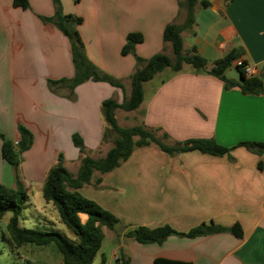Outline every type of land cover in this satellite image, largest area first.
Returning <instances> with one entry per match:
<instances>
[{"label":"crops","instance_id":"1","mask_svg":"<svg viewBox=\"0 0 264 264\" xmlns=\"http://www.w3.org/2000/svg\"><path fill=\"white\" fill-rule=\"evenodd\" d=\"M28 1L29 7L22 9L14 7L12 0H0V145L2 137L17 142L18 124L31 132L32 144L22 152L17 169L27 194L32 185L42 189L47 170L59 154L68 171L76 174L83 154L72 143L73 133L81 137L86 154L105 155L114 135L102 138L101 101L120 102L127 97L136 66L133 58L117 63L121 73L112 74L125 78L122 89L107 90L90 79L72 90L66 84L51 83L74 74L70 45L54 24L40 20L54 13L52 0ZM60 1L62 12L81 17L77 29L88 45L85 55L99 65L104 43L119 50L128 32L143 36L135 45L138 56L146 55L140 49L149 37L153 50L161 43L169 50V42L162 39L163 27L182 24L185 18L183 0H116L115 16L104 11L108 18H103L101 26L96 0ZM109 7L105 5L106 10ZM193 13L191 29L181 31L183 51L194 46L211 64L230 50L241 49L240 58L256 75L261 74L263 90L253 94L242 93L236 86L226 89L217 77L184 63L179 71L165 68L168 72L163 69L145 81L136 109H115L120 126L143 124L157 129V136L164 131L169 135L167 143L212 138L232 149L221 156L197 150L170 155L150 143L135 147L108 172L94 170L78 191L118 217L120 226L103 227V238L111 244L109 254L99 250L91 264H100L101 256L105 264L111 260L119 264L115 262L119 255L128 264H154L155 258L190 264H264V153L237 145L264 142V0H209L207 7L197 2ZM87 19L90 24L85 25ZM184 35L189 36L187 43ZM155 76L157 80L150 83ZM13 178V168L0 153V184L14 187ZM201 222L223 227L238 223L242 236L229 231L192 238L172 234L158 244L138 243L125 235L139 225L167 224L185 232Z\"/></svg>","mask_w":264,"mask_h":264},{"label":"trees","instance_id":"2","mask_svg":"<svg viewBox=\"0 0 264 264\" xmlns=\"http://www.w3.org/2000/svg\"><path fill=\"white\" fill-rule=\"evenodd\" d=\"M78 1V0H75ZM202 7L209 5V0H183L180 4L185 9V18L182 24L167 23L162 30L163 41L169 42L173 57L158 52L147 59H142L134 54L135 45L142 42L143 36L140 32H128L125 42L121 47V54L133 53L136 66L130 74V93L124 96L120 102L112 98L101 101L100 110L105 127L102 138L113 134L112 146L104 156L92 158L84 151L81 137L78 133H73L71 140L73 145L82 153L79 168L76 174H72L63 165V156L58 155L57 161L46 173L43 181L41 194L46 202H50L58 213L59 220L69 228L75 235L71 240L59 231L37 230L25 228L19 225L18 215L28 200V194L19 179L18 166L21 161V154L32 144L31 132L22 124L17 125L19 138L17 142L1 138V157L14 170V187L0 184V218L10 212L6 223L7 234L12 243L19 247L31 243L38 246L54 243L61 253V264H91L95 255L100 250L103 240V227L112 229L120 222L119 218L110 211L99 206L95 201L82 195L78 189L90 181L94 170L100 173L108 172L126 160L135 147L156 144L162 151L172 155L185 151L197 150L211 155H229L232 147L223 146L212 138H189L182 141L165 142L169 138L166 132L157 136L155 130L143 124L133 126H120L115 118V109L120 108L125 111L136 109L143 99V83L151 79L156 73L165 68L171 71H179L184 63L191 65L196 71H202L220 79L226 89L238 87L242 93L258 94L263 90L261 74L247 75L243 65H236L234 61L242 55V50L235 48L224 56L215 59L208 64L207 59L197 53L193 46L190 51H183V40L181 31L191 29L194 22L193 8L196 3ZM54 13L51 16L40 18L43 22H52L68 39L71 51V61L74 74L71 78H60L51 80V83L66 84L70 90L76 85L86 80H105L114 87L123 88L122 83L106 74H99L98 70L87 59L84 52V44L80 37L77 25L81 22V17L72 14H64L61 10L59 0H52ZM14 7L26 9L29 7L28 0H12ZM243 63H246L243 60ZM234 66L239 73V79L228 78L225 71L228 67ZM264 68V64H263ZM136 137V138H134ZM237 145H242L246 149L257 153H264V142L242 141ZM261 168V162L257 163ZM229 231L236 237L242 236V229L238 223L229 227L215 225L212 222H201L185 232L174 230L165 224L157 227H147L143 225L134 226L125 232L138 243H162L169 235L176 234L184 237H196L209 233ZM119 264H128V260L122 256L116 258ZM100 264L104 263L101 256ZM154 264H190L184 261L155 258Z\"/></svg>","mask_w":264,"mask_h":264},{"label":"rangeland","instance_id":"3","mask_svg":"<svg viewBox=\"0 0 264 264\" xmlns=\"http://www.w3.org/2000/svg\"><path fill=\"white\" fill-rule=\"evenodd\" d=\"M73 4H77L78 1L71 0ZM60 5L62 6L61 1L59 0ZM96 3H98V7L96 8V13L98 17V23L99 20L101 21L99 24L103 26V18H106V16H103L105 13L104 11H107L109 14H114L115 12L112 11L113 4L117 3L116 0H109L107 2L106 0H96ZM110 5L108 10H106L105 5ZM115 6V5H114ZM115 8V7H114ZM62 10V7H61ZM106 12V14H107ZM64 14H72L74 16H78L74 12L72 13H65ZM111 16H115L111 15ZM109 15V18L111 17ZM80 17V16H79ZM108 18V17H107ZM42 21V19L40 18ZM50 22V21H49ZM82 22V20H81ZM81 22L77 25V28L81 25ZM52 23V22H51ZM54 24V23H52ZM90 24L89 19L86 20L85 25ZM55 25V24H54ZM62 33V32H61ZM183 39L185 43L188 42L189 36L184 35ZM68 40V39H67ZM146 41V40H145ZM144 41V42H145ZM83 42V41H82ZM143 42V43H144ZM141 46L142 53H146V55L139 56L142 59H147L151 55L161 52L164 54L169 55L171 58L173 57V53L171 48L168 50L162 46L158 50H153L152 46V39L149 37L147 39L145 45ZM84 44V43H83ZM104 48L102 49L103 57H102V65L94 63L91 59H88L93 66L98 70L99 74H106L108 76H111L112 78L120 81L121 83H124L125 78H116L114 74L112 73H121V66H119L117 63L122 62V60H131L130 58H133L135 61L134 54L138 56L136 53V50L134 49L133 53H127L125 55L121 54V49H114L112 46L110 47L107 43H104ZM88 46V45H86ZM84 45V52L86 53V47ZM94 47L92 45H89V50L91 53H95ZM71 52V51H70ZM152 53V54H149ZM150 55V56H147ZM87 57V56H86ZM95 58V56L93 55ZM72 62V61H71ZM120 64V63H119ZM123 68V66H122ZM112 71V72H111ZM163 72H168V69H165ZM225 75L228 78L232 79H239V73L236 70L234 66H230L225 71ZM73 76V75H72ZM71 76V77H72ZM69 77V78H71ZM157 80V77L155 76L150 83ZM93 82L100 84L99 86H105L107 90L112 88L113 86L109 84L105 80H92ZM77 86V85H76ZM107 86V87H106ZM104 90V89H103ZM100 110V109H99ZM99 115H101V110L99 112ZM120 117V116H119ZM93 120H95V117H93ZM104 130V129H103ZM158 136H160V133H158ZM166 141V140H164ZM182 141V140H181ZM92 154L96 155L95 151L91 152ZM71 168V167H70ZM14 179V178H13ZM45 205V207H44ZM10 212H6L1 218H0V264H61V253L57 249L54 243H49L47 245L38 246L31 243H27L24 245H21L19 247H16L12 241L10 240L7 230H6V223L8 221V218L10 216ZM18 223L20 226L30 229H37V230H50L51 228L59 231L61 234L66 236L67 238L74 240L75 235L72 233V231L67 228L58 218V213L55 209V207L50 203L46 202L41 194L40 188L36 187V185H32V188L30 192H28V200L24 203L23 208L21 209L19 215H18ZM116 224L114 227H118ZM119 228V227H118ZM101 249L106 252V254H109V250L111 247V244L109 243L108 239L103 238L101 242ZM99 252L94 257V262L98 259ZM111 264H115L114 260L110 261Z\"/></svg>","mask_w":264,"mask_h":264},{"label":"built area","instance_id":"4","mask_svg":"<svg viewBox=\"0 0 264 264\" xmlns=\"http://www.w3.org/2000/svg\"><path fill=\"white\" fill-rule=\"evenodd\" d=\"M243 60L244 59H242V58L236 59L234 61V64L243 65L244 71L247 75H255L256 74L255 69L253 67L249 66L247 63H243Z\"/></svg>","mask_w":264,"mask_h":264},{"label":"water","instance_id":"5","mask_svg":"<svg viewBox=\"0 0 264 264\" xmlns=\"http://www.w3.org/2000/svg\"><path fill=\"white\" fill-rule=\"evenodd\" d=\"M115 262L117 263V260Z\"/></svg>","mask_w":264,"mask_h":264}]
</instances>
